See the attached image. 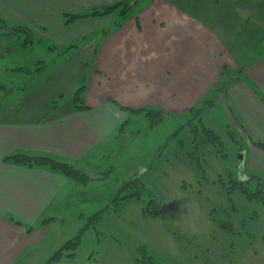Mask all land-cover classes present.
<instances>
[{
	"label": "crops",
	"instance_id": "0c3cea01",
	"mask_svg": "<svg viewBox=\"0 0 264 264\" xmlns=\"http://www.w3.org/2000/svg\"><path fill=\"white\" fill-rule=\"evenodd\" d=\"M233 1L226 0L224 7H231ZM118 2H132V6L121 26L100 37L91 35L98 23L90 16L66 20L65 14H80ZM138 2L0 0V19L29 31L30 40L25 47L34 43L47 48L54 45L65 55L63 62H79L80 72L76 71L75 76L79 83H84L85 106L75 108V89L64 102L60 101L62 95L55 97V90L43 87L11 88L8 95L0 96V264L26 263L28 259L22 258V254L42 244L52 222L57 220V212L72 200L77 184L48 167L5 159L13 153L47 154L88 170L95 148L124 130L130 114L139 113L136 109H158L164 113L163 120L180 119L225 79L223 93L217 95L215 103L220 106L226 123L219 120L218 112H210L207 106L199 119L221 137L226 151L221 135L226 129L224 124L232 126L234 134L239 133L245 139L252 158L258 155L264 159V151L250 140L264 141V56L260 52L249 58L252 44L264 29L253 27L251 22L250 31L246 32L242 26L246 20L240 16L232 20V12L227 18L224 15L228 11L216 8L212 4L214 0L211 4L209 0ZM246 9L254 21L253 15L264 12V7ZM89 35L84 41L83 37ZM75 43L77 47L62 51ZM1 44H6L5 40ZM8 44L9 50L22 46L14 45V41ZM0 56H3L1 52ZM67 65L58 63L44 70L51 77H66ZM13 91H17L14 97ZM53 100L55 106L51 105ZM182 131L186 133L187 145L182 138L177 150L183 155L181 161L193 169L198 181H209L212 172L221 173L213 166L212 156L217 158L213 147L199 131L197 140L207 180L200 179L201 172L187 157L192 147L191 132L188 127ZM183 146L188 148L185 150ZM237 151L242 154L245 149ZM250 164L253 165V159ZM237 169L248 173L242 161ZM247 169L251 171L250 167ZM142 174L146 177V173ZM236 196L234 204L247 208L248 201L243 204ZM257 204L256 210H247L251 212L247 216L255 214L253 223L260 232L264 231V208Z\"/></svg>",
	"mask_w": 264,
	"mask_h": 264
},
{
	"label": "rangeland",
	"instance_id": "374dc122",
	"mask_svg": "<svg viewBox=\"0 0 264 264\" xmlns=\"http://www.w3.org/2000/svg\"><path fill=\"white\" fill-rule=\"evenodd\" d=\"M225 1L214 0L212 4L216 8L226 9L229 14L227 12L224 16L227 18L232 12V20L239 16L246 20L242 25L246 32L250 31L248 27L251 22L254 23L253 27L264 29V12L253 15L256 18L254 21L246 9L250 6L260 9L264 7V0H235L231 7L228 5L230 0L228 6L224 7ZM90 17L98 23L91 35L99 37L104 27L118 19L117 14ZM22 35L20 38L24 41L26 36ZM5 42L0 47L3 54L0 56V96L8 95L11 88L32 90L43 87L45 90H55V97L62 95L60 101L64 102L69 99L70 91L81 84L75 76L79 62H63L62 56L65 55L58 47L51 45L47 48L46 45L34 43L9 50L8 42L11 39ZM252 45L249 58L264 52V32ZM84 54L85 49L82 50ZM58 63L68 64L66 77H51L44 70ZM15 93L17 91L12 92V97ZM55 102L51 101V105L55 106ZM207 107L211 109L210 112H218L219 120L226 123L217 103ZM130 115L124 130L95 148L92 154L94 158L89 160L91 167L85 170L91 180L76 184L72 200L57 212V220L52 222L42 244L28 248L22 254V258L28 259L24 264H42L63 242L81 231L75 255L70 257L71 251H66L54 264H136V247L141 244L149 247L161 264H264V231L259 232V227L252 220L245 223L240 221L241 217L251 213L248 211L256 210L258 204L254 201L247 204L245 198L236 193L232 195L233 202L238 195L248 209L237 204L230 207L216 182L219 174L224 175L227 166L237 169L241 161L248 173L264 175V159L258 155L252 158L247 142L239 133L234 136L236 140L228 141L226 138H229V132L234 135V129L224 124L226 129L221 135L229 156L222 160L213 148V155L217 157L212 156L213 166L215 171L221 173L212 172L209 181L199 182L193 169L181 161L183 155L177 150L182 138L185 139L184 145H187L186 133L182 131L185 128L180 127L188 114L180 119L166 117L152 124L144 111ZM238 147L245 149V152L237 153ZM183 148L186 150L188 147ZM252 159L257 167L249 165ZM139 169L146 173V177L139 173ZM136 172L143 175L148 189L161 200L165 217L145 216L142 205L135 200L113 199L117 193H126L125 188L121 189L122 182L132 178ZM144 199L147 200L148 196L144 195ZM98 210L103 211L95 219L92 215ZM33 250L36 252L34 255Z\"/></svg>",
	"mask_w": 264,
	"mask_h": 264
},
{
	"label": "trees",
	"instance_id": "16d2710c",
	"mask_svg": "<svg viewBox=\"0 0 264 264\" xmlns=\"http://www.w3.org/2000/svg\"><path fill=\"white\" fill-rule=\"evenodd\" d=\"M132 3L128 2H118L109 6H104L102 8H93L87 12L80 14H65L67 22L73 21L77 17L92 16L98 14H110L117 12L118 19L110 25L109 27H104L102 29V34H107L113 28L121 26L123 21L126 18L128 10L131 8ZM24 34L26 37L24 41H21V36ZM18 37L15 40V37ZM88 37V36H87ZM86 36L83 39L87 38ZM14 45H24L30 40L29 31L26 27L21 25H9L4 19H0V47L1 42L4 40H10ZM78 43L72 44L66 48H63L62 51L69 49L71 47H77ZM13 47V45H11ZM8 48H6L7 50ZM61 52V51H60ZM264 55V52H261ZM38 70L41 69L37 68ZM227 83L225 79H221L220 82L210 90L209 94L202 99L199 103L195 104L188 111V117L186 121L181 124V129L188 127L192 134V147L191 151L187 153V157L191 160L196 167L201 172L200 179L207 180L202 164L203 157L201 155L199 143L197 140L198 132L200 131L208 143L214 148L216 154L222 159L225 160L228 156V153L224 147L223 140L221 137L211 128L205 126L199 119L200 113L204 110L206 106H213L215 104L216 95L223 92L224 85ZM83 92H84V83L81 84L74 90L73 93V102L75 108H84L83 104ZM133 111V110H132ZM135 111L142 112L150 117L151 124L155 122H160L164 118V113L161 110L153 109L149 107L139 108ZM235 134L229 132V138L231 141L236 140L234 138ZM251 143L257 148L264 151V141L251 138ZM240 150V147H238ZM6 160L12 161L14 163L26 164L28 166H43L48 167L51 170H55L69 177L77 183L84 184L91 180V177L85 172V170L75 166L74 164L57 159L53 156L47 154H30L24 152H17L5 157ZM216 182L219 183L220 188L223 190L225 195V200L228 202L230 207H233L234 202L232 195L239 194L245 198L248 202H257L262 208H264V175L258 173H240L238 169H233L230 166H227L225 169L224 175L219 174L216 178ZM121 189L125 188L126 193L119 195L117 193L113 199L120 200H135L142 205V212L145 216L156 215L159 217H165L162 214V203L158 196H156L152 191L148 189L146 182L144 181L142 174H136L132 178L123 181ZM144 195L148 196V199H144ZM235 208V207H234ZM118 208H115L117 210ZM103 210H98L92 215L95 219H98L100 213ZM255 214L243 216L240 221L243 223L247 221H254ZM50 218L48 220H52ZM15 224H21L20 221L13 220ZM27 230H31V227ZM82 231L75 235L73 238H70L63 242L42 264H54L56 263L66 251H71L69 256L72 257L75 255L74 250L76 249L78 243L81 239ZM137 254L135 257L136 264H161L155 257L152 255L149 247L144 244L138 245L136 247Z\"/></svg>",
	"mask_w": 264,
	"mask_h": 264
}]
</instances>
